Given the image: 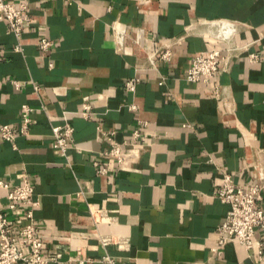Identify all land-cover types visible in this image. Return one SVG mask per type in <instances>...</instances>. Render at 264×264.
Wrapping results in <instances>:
<instances>
[{"label": "crops", "instance_id": "crops-1", "mask_svg": "<svg viewBox=\"0 0 264 264\" xmlns=\"http://www.w3.org/2000/svg\"><path fill=\"white\" fill-rule=\"evenodd\" d=\"M12 1L27 3L30 22L18 41L0 22V126L17 129L23 105L31 124L12 144L0 140V180L33 185L43 255L60 256L49 264H256L236 241L220 256L211 249L229 208L215 194L222 175L245 188L256 166L264 170V0ZM117 26L126 29L120 50ZM40 39L50 50L39 51ZM165 46L169 61L156 57ZM228 48L224 70L207 83L185 81L195 56L225 58ZM252 53L260 60L251 63ZM132 78L131 94L124 85ZM66 124L73 141L61 157L51 130ZM98 126L128 143L123 163L105 155ZM8 205L0 189L19 244L23 209ZM102 237L112 242L103 246Z\"/></svg>", "mask_w": 264, "mask_h": 264}, {"label": "built area", "instance_id": "built-area-1", "mask_svg": "<svg viewBox=\"0 0 264 264\" xmlns=\"http://www.w3.org/2000/svg\"><path fill=\"white\" fill-rule=\"evenodd\" d=\"M0 22H4L8 27V33L18 41L21 37L24 27L30 22L28 15V5L25 2H14L12 0H0ZM227 35L221 36L223 40H228L233 32L234 25L229 24ZM116 48L120 50L123 46V39L126 36L124 26L114 27ZM52 43L47 39H40L37 43L39 51L46 52L50 50ZM159 54L149 56L147 59L151 66L155 56L162 61H169L171 58L170 46H165ZM14 51H21L17 44ZM233 49L228 48L225 58L220 57L218 52L207 54L200 53L195 56L186 70L185 81L188 83H207L219 71L224 70L227 60ZM264 57V56H263ZM251 63L260 60L256 53L249 54ZM51 67V65H49ZM137 78L126 81L124 88L128 93H134ZM18 86L17 83H14ZM159 84H162L160 80ZM33 91L38 94L39 87L34 86ZM130 111L136 109L135 105L126 106ZM31 109L26 105L21 107L20 125L13 129L8 125L0 126V140L13 143L17 135H25L31 124ZM80 116L87 119L91 117L90 107L87 103L83 104ZM99 134L110 144V149L105 155L113 157L118 162L123 163L125 156L122 152V145L114 141L116 132L114 130H103L101 126L97 127ZM52 148L61 157H66L69 145L73 141L74 129L71 125L53 127L52 130ZM138 131H134V139L139 137ZM96 173L105 175L106 170L95 163ZM256 180L245 188L236 186L232 177L228 174L222 175V185L215 193L220 202L228 205V211L223 221L217 229L216 246L211 252L217 256L222 254L223 248L231 243L238 242L249 254L257 258L256 264H264V170L261 166H256ZM0 189L6 191L9 201L8 209L10 211L22 207V213L19 222L21 226L17 231L20 238L19 244L13 237V226L15 221L8 218L0 212V264H49L57 262L59 255L46 258L43 255V244L38 235L34 222V210L39 206V201L35 197L34 187L28 180L17 187H10L9 184L0 180ZM100 242L103 246L109 245L112 241L108 237H102ZM19 246H25L29 253H23ZM88 260L77 259V264H85Z\"/></svg>", "mask_w": 264, "mask_h": 264}]
</instances>
